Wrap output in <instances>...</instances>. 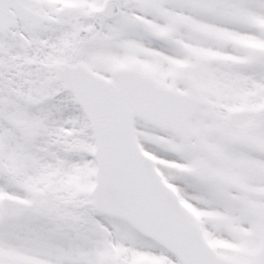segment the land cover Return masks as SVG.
Here are the masks:
<instances>
[{
    "label": "snow or ice",
    "instance_id": "snow-or-ice-1",
    "mask_svg": "<svg viewBox=\"0 0 264 264\" xmlns=\"http://www.w3.org/2000/svg\"><path fill=\"white\" fill-rule=\"evenodd\" d=\"M0 264H264V0H0Z\"/></svg>",
    "mask_w": 264,
    "mask_h": 264
}]
</instances>
